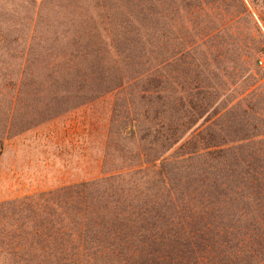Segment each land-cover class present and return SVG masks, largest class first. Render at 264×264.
Masks as SVG:
<instances>
[{"label": "trees", "instance_id": "1", "mask_svg": "<svg viewBox=\"0 0 264 264\" xmlns=\"http://www.w3.org/2000/svg\"><path fill=\"white\" fill-rule=\"evenodd\" d=\"M48 1L28 42L41 36ZM85 1L53 40L65 49L49 70L0 87V156L7 139L112 94L101 176L1 201L0 264H264V36L254 12L245 0ZM225 32L230 49L239 35L246 50L222 67ZM206 38L207 69L192 50ZM33 52L27 44L16 57Z\"/></svg>", "mask_w": 264, "mask_h": 264}, {"label": "rangeland", "instance_id": "2", "mask_svg": "<svg viewBox=\"0 0 264 264\" xmlns=\"http://www.w3.org/2000/svg\"><path fill=\"white\" fill-rule=\"evenodd\" d=\"M40 1L0 0V87L11 80H17L23 70H49L47 64L50 62V55L61 53L65 49L58 46L55 39L60 42L65 33L71 32V24L77 22L80 12L88 6L85 0L48 1L41 14V36L34 42H28L27 30L38 18ZM245 1L254 12L260 32L264 36V1ZM179 15L176 44L183 46L184 34L181 26L185 23V12L181 11ZM242 23H237L236 27L242 28ZM48 24L46 31L45 26ZM17 37L20 44L16 43ZM48 38L50 41H47ZM195 38L198 41L200 35ZM228 39L225 32L216 40L221 44L223 55L217 61L222 67L227 66L228 55L236 57L246 50V42L239 35L233 39L234 47L231 49L227 46V42H231ZM27 44L35 52L23 63L16 54H21ZM213 44L214 40L206 38L195 45L197 49L192 48L193 52L196 50L200 53L199 58L204 56L202 58L206 64L205 69L214 66V57L211 54ZM44 48L48 50L46 55L42 53ZM260 56L261 53L256 57L255 68L264 73V68L257 65ZM211 71L221 73V70ZM113 101L114 95H105L7 139L0 156V202L101 176Z\"/></svg>", "mask_w": 264, "mask_h": 264}, {"label": "built area", "instance_id": "3", "mask_svg": "<svg viewBox=\"0 0 264 264\" xmlns=\"http://www.w3.org/2000/svg\"><path fill=\"white\" fill-rule=\"evenodd\" d=\"M257 65L261 68H264V51L261 53V56L258 58Z\"/></svg>", "mask_w": 264, "mask_h": 264}]
</instances>
